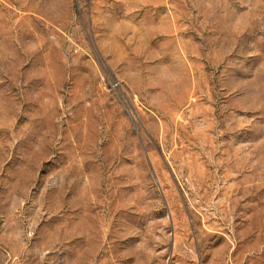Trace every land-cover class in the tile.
<instances>
[{"label":"rangeland","instance_id":"1","mask_svg":"<svg viewBox=\"0 0 264 264\" xmlns=\"http://www.w3.org/2000/svg\"><path fill=\"white\" fill-rule=\"evenodd\" d=\"M0 264H264V0H0Z\"/></svg>","mask_w":264,"mask_h":264}]
</instances>
